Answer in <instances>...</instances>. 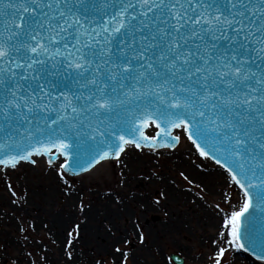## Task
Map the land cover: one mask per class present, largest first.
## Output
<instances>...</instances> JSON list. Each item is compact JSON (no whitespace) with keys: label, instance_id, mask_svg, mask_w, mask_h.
<instances>
[{"label":"snow or ice","instance_id":"snow-or-ice-1","mask_svg":"<svg viewBox=\"0 0 264 264\" xmlns=\"http://www.w3.org/2000/svg\"><path fill=\"white\" fill-rule=\"evenodd\" d=\"M182 140L242 201L221 218L210 264L238 251L264 264V0H0V181L46 157L86 221L92 201L69 177L119 164L123 188L130 148L166 157ZM153 195V207L170 197ZM72 223L75 264L83 227ZM118 233L93 264H135L136 242L148 247L135 228ZM170 247L155 245L163 264H184L186 249Z\"/></svg>","mask_w":264,"mask_h":264},{"label":"rangeland","instance_id":"rangeland-1","mask_svg":"<svg viewBox=\"0 0 264 264\" xmlns=\"http://www.w3.org/2000/svg\"><path fill=\"white\" fill-rule=\"evenodd\" d=\"M187 147L182 140L174 153L164 150L169 153L166 157L148 153L147 150L143 153L130 150L132 154L128 158L132 160L128 161L131 170L127 173V185L123 188L116 186V182L123 179L119 164L111 170L106 165L98 167L86 174L82 184L79 183L82 177H69L78 182L75 187L83 190V198L92 201L86 221L82 219L83 213L78 208L73 211L71 202L64 200L61 189L49 175L52 169L47 161L37 162L35 167L25 164L22 170L18 169L14 173L21 179L9 180L5 177L0 181V264H67L66 260L73 264L67 256L71 249L64 243L65 238L72 239L68 236V232L75 227L72 221L81 223L83 227V238L77 242L73 252L75 264H93L95 257L114 242L110 232L115 233L117 229L119 233L134 239L133 228L148 237V247L136 242L135 264H163L155 245L161 244L167 254L172 250L170 243L173 238L186 249L182 253L184 264H210L208 257L212 249L222 242L212 240L210 237L217 232L216 229L212 225L200 223L198 218L204 220L201 216L211 211L219 214L218 224L226 213L236 210L241 201L232 192L231 183L224 185L222 177L217 176L214 182V179H204L181 168L178 159L186 161L193 171H197L196 168L203 170L200 173L218 168L197 153H188ZM205 164L207 167H202ZM7 183L18 186L6 191ZM36 184L44 186L45 191L50 193L41 197H37L36 193L33 195L30 190L37 188ZM165 187L170 193L168 201L161 200L163 207H153L156 200L154 190ZM112 190L119 192L124 199L119 207L106 195ZM13 191L17 193L15 197L11 196ZM174 193L181 194L183 200L173 199ZM230 196L231 201L228 199ZM137 217L139 222L136 221ZM2 219L5 221L2 222ZM53 221L57 222L54 229L51 226ZM179 224L181 226L178 228ZM57 232H61L60 238L55 237ZM92 234L107 238L105 244L91 238ZM124 247L127 248V243ZM235 256L239 255L229 252L225 264L230 263ZM243 262L247 264V261L237 264ZM95 264H99V261H95ZM104 264H112L111 259L106 258Z\"/></svg>","mask_w":264,"mask_h":264},{"label":"bare ground","instance_id":"bare-ground-1","mask_svg":"<svg viewBox=\"0 0 264 264\" xmlns=\"http://www.w3.org/2000/svg\"><path fill=\"white\" fill-rule=\"evenodd\" d=\"M130 150H133V149H129V151ZM186 151L188 152V153H190L189 152V146L187 147V149H186ZM193 153H196L195 152V149L194 148H192L191 149V153L190 154H193ZM198 154V153H197ZM135 156V155H134ZM135 158V157H134ZM133 158V159H134ZM35 159L37 160V162H41V163H43L44 162V157H35ZM127 159H129V158H127ZM132 160V158L131 159H129V161H131ZM179 160V166L181 167V168H184L185 169V171L186 172H189V173H191V174H194V175H197V176H199V177H202V178H204V179H214V182L217 180L216 179V177L217 176H220L221 177V171L222 170H219L218 168H216V169H214V171H204L205 173H200V172H202L203 170H200V169H198V168H196L197 169V171H193L192 169H191V167H189L188 165H186V161L184 162L183 160L181 161L180 159H178ZM95 170V169H94ZM93 170V171H94ZM208 170H210V168L208 169ZM199 171V172H198ZM196 172V173H195ZM38 187L37 188H32L30 191L31 192H33L34 194L33 195H35V193L38 195L37 197H41V196H43V195H45V194H49L50 193V191H45L46 190V188H44V186L42 187L41 185H38V184H36ZM153 185H155V181H154V184ZM179 193V192H178ZM178 193H174V197H173V199H176V200H178V201H180V200H183V196L181 195V194H178ZM178 194V196H176ZM172 197V196H171ZM235 202V201H234ZM242 202V201H241ZM191 209V208H190ZM199 210H200V208H198ZM197 213H200L199 211H196ZM227 214H229V213H227ZM219 216V214H216V213H212L211 211H208L207 212V214H206V216L204 215V216H201V217H204V220H202V218H201V220H200V218H198V220H199V222L200 223H203L204 225H208V226H213V228L214 229H216V233L214 234V235H212L210 238L212 239V240H220V238H219V236H218V231H223L224 229H223V226H222V224H221V221L220 222H218V224H217V217ZM224 217V216H223ZM3 221H5V219H2V222ZM52 229H54L55 227H57V222L56 221H53L52 222ZM59 226V225H58ZM181 225L179 224L178 225V228L180 227ZM3 232V231H2ZM55 235V237H58V238H60L61 237V232H57V234L55 233L54 234ZM91 235V234H90ZM91 237V236H90ZM91 238H95V239H98L97 241L98 242H100V241H102V243H103V245L105 244V241L107 240V238H104V236L103 235H93L92 234V237ZM97 241H95L96 243H97V245H98V242ZM222 242V241H221ZM242 261H247V264H260V262H258V261H256L253 257L251 258V260L248 262V259H247V257H242V256H235L234 258H233V260L230 262V263H227V264H237V262H242ZM67 264H71L70 262L71 261H68V260H66L65 261ZM243 264H244V262H243Z\"/></svg>","mask_w":264,"mask_h":264},{"label":"water","instance_id":"water-1","mask_svg":"<svg viewBox=\"0 0 264 264\" xmlns=\"http://www.w3.org/2000/svg\"><path fill=\"white\" fill-rule=\"evenodd\" d=\"M146 134H149V135H154V131H153V129H151V128H149V129H147L146 130ZM45 159H46V161H47V158L46 157H44ZM32 167H35V165H31ZM236 254H238V255H240V256H242V257H247V259H248V262L251 260V258H252V256H250L248 253H246V252H242V251H238V252H236ZM254 257V256H253ZM178 260H179V258H178Z\"/></svg>","mask_w":264,"mask_h":264}]
</instances>
